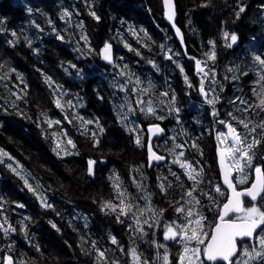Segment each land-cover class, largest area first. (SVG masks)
I'll use <instances>...</instances> for the list:
<instances>
[{"label": "trees", "instance_id": "trees-1", "mask_svg": "<svg viewBox=\"0 0 264 264\" xmlns=\"http://www.w3.org/2000/svg\"><path fill=\"white\" fill-rule=\"evenodd\" d=\"M13 1L14 5H21L11 14L8 13L10 7L14 6L10 3L11 0L0 1L1 15L22 22L21 43L15 44L8 34L0 33V161H2L0 169L4 176L0 181V225H2L0 264H4L8 257L14 258L16 264H114V262L134 264L131 256L133 248L136 249L141 260L147 261L148 264H165L163 260L165 254L169 258L167 264H173L177 255L176 246L174 248L168 246L163 238L164 223L158 222V219L170 220L172 214L169 210L170 203L174 202L176 208L185 205V201L192 199L186 193L194 189L193 197L200 203L191 208L194 212L199 211L205 216V222L214 215L213 226L228 196L227 190L220 181L217 166L215 136L219 134V128L213 127V123L216 122L212 119L213 112L206 108L215 110L217 112L215 116L220 121L223 120L222 113L228 114L231 110L232 115L237 114L240 119L251 120L253 123H258L264 118V112L256 107L259 98L253 93V89L261 93V86H264V81L260 80L264 70L253 59L257 54L264 56V43L261 44V39L264 37V16L261 15L264 0H176L178 21L184 28L186 41L189 40L190 53L193 55L190 61L189 79L192 85L189 90L190 99L201 107L192 109L188 118L185 117L186 111L182 105L185 103L175 90L179 78L184 79L187 74L184 72L185 74L179 76L177 71L170 67L173 58L179 55L174 44L175 38L168 37L172 45L171 51L166 52L167 47L159 43V48L162 50L159 58L154 62L146 61L145 69L139 67L140 47L152 48V44L155 45L157 41L152 32H159V42L166 39L165 35L163 38L160 37L163 33L161 28L153 30L144 27L157 23L166 24L162 0H78L74 1V5L65 3L64 10H71L70 14L74 13L71 21L68 24L65 22L66 29L61 27L62 22L58 26L57 23L52 22L45 25L46 31L55 30V33L48 36L50 40L45 44L42 43L41 47L29 42L31 35L24 27L27 23V15L32 13L24 11V4L27 2ZM28 1L36 2V0ZM253 1L259 3L257 7L261 14L256 10ZM38 2L40 4L38 7L33 8L30 4L26 6L34 9L36 13H45L48 6L42 0H37L36 3ZM205 3L208 4L207 7L202 6ZM241 4L246 6L245 11H248L249 15L244 16V12L239 19H236L235 12ZM49 11L51 14L52 11ZM93 12L99 17L98 20L91 15ZM251 12L253 14L250 15ZM43 18L45 20V16ZM244 18L250 19L252 23H249L254 27L247 32L240 30L241 45L239 51L235 53L232 48L227 47L230 43L228 40L231 34L237 32L234 28H237L238 22ZM67 27L70 38L68 42H74L83 54L77 59L80 66L76 67L81 71V77L74 84V90H78V96L83 99L80 110L89 114H85L88 117L93 115L108 130V132L104 130L97 139L92 133L94 132L92 126L82 124L74 114V110L68 108L67 98L62 100L61 105L65 106V111L56 106L58 95L63 96L66 84L63 86L65 87L63 91L56 93L50 88L52 87L49 83L50 78L60 85L67 81L53 73V70H56L60 63L68 66L69 63L76 62V59L68 60L69 57H76L65 45L53 41L61 37L62 33L64 37ZM224 32L229 33L227 38ZM209 41L215 42L214 62L208 61L205 55L213 50ZM106 44L111 45L113 55L118 58L112 59L111 63L102 60ZM196 60H200L203 65L207 61L210 76L203 86L214 95V104H209L207 101L202 103L203 97L199 91L201 78L197 75ZM148 67L151 68L150 72L155 70V78L151 80L156 90H159L162 96V91H168V95L164 97L165 106L169 112L174 113V119L183 120L181 125L175 127L177 131L175 138L181 147H177V144L170 147L172 162L166 161L169 157L166 154L163 161L155 163L157 175L150 172L151 179L158 183L159 188L161 184L165 186L163 191L161 188H152L159 190L155 198L166 201L165 207L161 208L158 205L154 209L134 207V216L131 214L120 216L118 221V212L102 210V205L106 201L119 204L120 191L125 193L126 202L135 206L140 203L139 199L145 195L142 192L144 187L139 184V178H136L132 172L135 163L140 162L143 167L141 160H145L146 156L142 146L136 148L130 138H126L119 130L112 109L114 100L109 92V84L114 76L124 80L122 84L128 90L129 97L132 99L133 96L135 100L134 115L140 114L137 108L139 98L143 94L138 90L137 97L136 92L132 95V90L134 84L138 89L144 88L142 82L149 78L145 75ZM100 71L104 72V77L98 84L99 93L96 79L100 77L98 74ZM23 72L28 73L27 76L24 77ZM43 72L51 75L45 78ZM251 73H253L252 77L247 76ZM244 77L247 81L252 80L249 91H247L248 85L244 87L246 80ZM234 78L236 82L233 87ZM137 79L140 84L135 83ZM223 84L228 86L227 99L223 97ZM149 86L145 87L149 88L148 94L153 91L152 86ZM231 87L238 91L237 97L244 94L242 98L247 102L246 104L235 102ZM169 88H171L170 92ZM250 95L253 97L252 101ZM162 99H157L152 105L155 115L147 114L149 116L148 120L145 118V124L148 121H162L158 118L162 117L161 113L157 114L160 112L157 104L162 108ZM248 105L252 107L245 112L244 109ZM84 106L86 110L83 109ZM142 108L146 109L147 105L144 103ZM67 121L66 129L73 144L75 140V147L68 143L63 126V122ZM235 126L241 132L244 131L242 126ZM219 127L224 129V124L219 123ZM76 129L80 130L77 134ZM54 133L63 136L62 149H68L65 153L60 151L52 139ZM96 141L99 143L97 144ZM181 152L184 155H194V157L190 156L188 164L184 163L191 167L182 168L175 162L184 161L179 155ZM256 155L257 159L254 163L264 164L262 158L264 143L259 147ZM89 160L96 161L93 177L89 176L87 171ZM152 170L156 171L154 168ZM146 171L148 173L147 166ZM190 171L196 175L199 183L188 178ZM253 174L254 172L249 170L247 183L238 184V187L249 186L253 181ZM25 181L34 191L29 190ZM116 184L119 185V189L114 187ZM217 185L221 187L224 195L215 191ZM134 194H137V197H134ZM45 203L51 207H45ZM251 203L250 199H246V207L251 206ZM256 203L264 205V200H258ZM176 208L173 213L175 217L179 216L182 222L184 215L177 213ZM138 209H143L142 214ZM161 209L163 212L160 211ZM236 216L238 215L231 217ZM145 221L148 223L146 224ZM141 228L143 231H140ZM113 237L117 240V244L112 243ZM254 243L255 241L246 239L241 241L240 245L242 247L244 244ZM99 252H104L103 258L99 256ZM252 264H260V262L253 261Z\"/></svg>", "mask_w": 264, "mask_h": 264}, {"label": "snow or ice", "instance_id": "snow-or-ice-1", "mask_svg": "<svg viewBox=\"0 0 264 264\" xmlns=\"http://www.w3.org/2000/svg\"><path fill=\"white\" fill-rule=\"evenodd\" d=\"M166 7L168 8L167 19L172 21L175 16V6L173 4V0H164ZM207 7L208 4L205 3L202 5ZM246 10V6L241 4L238 7V10L235 12L236 19H239L241 14ZM67 15V13H65ZM97 20L99 17L96 16L95 12L91 13ZM175 27V24H173ZM177 35H180V29H176ZM13 36L16 35L15 32L12 33ZM225 38L229 36L228 32H224ZM62 38V37H61ZM231 43L227 45V47L231 48L234 44L237 43L238 36L236 34H231ZM182 39V37H181ZM209 44L213 46V50L205 53L208 61L216 60V53L214 51L215 42L209 41ZM171 59V57H168ZM103 59L112 62V54H111V45L106 44L103 49ZM254 62L261 66V69L264 70V56L262 55H254ZM207 61L204 62V66H206ZM197 69L204 73V76L207 77L209 75L208 72H204V66H202V62L200 60H196ZM183 71V68H181ZM122 75L124 73H121ZM185 81L187 82L188 77L185 76ZM260 80L264 81V74L260 76ZM137 84L141 82L139 79L136 80ZM259 83V81L257 82ZM204 81L201 80V85L199 91L207 96V91L204 88ZM192 85L189 84V87ZM151 87V86H149ZM143 93H147L149 88L139 89ZM254 95H257L259 98V104L256 105L260 109L261 112H264V86H261V93H257L256 89H253ZM163 95H167L164 93ZM174 99V97H173ZM140 104H143L144 101L140 100ZM209 104H214L215 100H208ZM241 103H247L246 101H241ZM57 107H62L60 101H56ZM251 105H248L244 109L245 112L251 108ZM131 110V109H130ZM141 111H146L149 115H155V109L152 107L151 102H148V106L146 109L141 108ZM178 111V110H177ZM214 116L217 115L215 111L212 113ZM229 115H232L229 113ZM159 119H163V117H158ZM233 119L236 120V117L233 116ZM58 123V122H57ZM91 123V121H89ZM221 124H225L228 131L227 133H219L217 139L223 144L225 142L230 141L228 147L220 150V165L222 170L223 182L230 189V196L226 203L222 205V209L218 216V222L215 223L211 235L204 230V221L206 217L203 216L199 211L194 212L191 207L187 210L184 206H179L176 208V212L184 215L185 223L176 225H167L166 230L164 231L163 238L164 240L176 241L178 238L184 242L183 253L179 257V264H196V261H200V264H203L201 261V256L206 258L207 261L217 262L224 261L227 264H252L253 261H259L260 264H264V205H260L256 203L258 200H264V164L254 163L257 159V150L264 143V118H262L258 123H253L251 120L247 119H239L237 120V124L242 126L244 129L243 132L238 130L236 126H233L231 123H227L226 121H219ZM259 130V132H258ZM158 125H153L149 128V132L153 135L159 134L162 132ZM69 144H72L73 147L75 145L71 140H68ZM98 144L99 141H96ZM135 143L138 146H144L141 144V138L139 136L136 137ZM194 147H198L197 145H193ZM59 147V145H58ZM177 147H181L177 145ZM147 150L149 153L150 160H163L164 157L157 155L153 151V147L151 142L147 144ZM7 155V153H3ZM180 156H183L184 153H179ZM11 158V157H9ZM264 158V157H262ZM227 161V163H226ZM2 162V161H0ZM179 163L182 168L191 167L190 165H186L181 163L179 160L175 161ZM96 161L89 160L88 161V173L89 175H93V166ZM245 169H250L255 173V180L251 183L250 187L244 188L243 190H237L236 184L233 183V173L241 174V179L238 181L240 184L247 183V174L245 173ZM175 175V173H173ZM199 175V173H197ZM188 178L197 183L199 181L196 180V175L190 171L188 172ZM25 184L28 186L30 191H34L31 185ZM117 189H119V185H114ZM161 190L163 191L165 186L163 184L160 185ZM193 190H190L186 193L188 197H191L192 200L195 201V204H199L200 201L193 197ZM215 191L220 195H224L221 191V187L217 185L215 187ZM125 193L120 191L118 192L119 204H114L112 201H106L102 205V210L108 209L111 212H118L117 220L119 221L120 216H129L135 215L133 212V208L135 205L130 202H126L124 199ZM247 197L250 199L251 206H244L243 199ZM211 199V197H209ZM191 203V201H189ZM23 207V205H19ZM45 207H51V205L44 204ZM141 214L143 209H138ZM149 211H152L149 209ZM163 212V209L160 210ZM231 214H239L235 220L230 219ZM137 223L139 221L137 220ZM147 224L148 222L145 221ZM2 227V225H0ZM55 227V225H53ZM151 227V225H149ZM15 231V229H12ZM140 231H143L141 228ZM255 241L254 244L248 245L244 244L242 247L240 245L241 241L244 240ZM112 243L117 244V240L113 237ZM194 244V247H189V245ZM201 246H203L201 248ZM163 247V245H161ZM104 252H99V256L101 258L104 257ZM131 256L133 258L134 264H148L147 261H142L139 254L136 252V249L133 248L131 250ZM237 257H243V259H236ZM165 264H167L169 258L168 255L165 254L163 257ZM8 264H13L12 258H8ZM116 264V262H114Z\"/></svg>", "mask_w": 264, "mask_h": 264}, {"label": "rangeland", "instance_id": "rangeland-1", "mask_svg": "<svg viewBox=\"0 0 264 264\" xmlns=\"http://www.w3.org/2000/svg\"><path fill=\"white\" fill-rule=\"evenodd\" d=\"M1 1V0H0ZM23 2V0H19V3ZM257 3V2H256ZM259 4V3H258ZM258 4H255L257 7ZM34 9H32L31 7H25L24 11H31L32 13L28 14L27 15V23H26V32L28 34L31 35V37L29 38V42L30 43H36L39 47H41L42 43L45 44V42L49 41L50 39L48 38V36L50 35H54V31H46L44 26L45 25H48L50 24L51 22L54 24L56 21H59V22H62V28H65V22L68 24L69 21H71L72 17L74 15L73 14H70L71 12L67 11V12H63L61 14H59V12H57V15L55 13H51L49 14V9L46 10L45 13H36L33 11ZM257 11L259 10L258 7L256 9ZM69 12V13H68ZM259 12V11H258ZM65 13H68V17L65 19ZM260 13V12H259ZM262 13V14H261ZM261 15L264 16V7L261 11ZM253 14L252 12L250 13V15ZM246 15H249L248 11H245V14L244 16ZM45 16V20H44V17ZM0 17H1V20H0V33L1 34H8L9 37L12 38V42H14L15 44H19L21 43V33H20V27H22V22L21 20H17L15 18H10L6 15H1L0 14ZM8 19L10 20L8 22ZM65 20V21H64ZM243 20V19H242ZM240 20L238 22L239 26L238 28H240V30H242V32H247L249 30H252V27H254L253 25L249 24V22L252 23V21L250 19H245L242 21ZM255 25H257V23H255ZM66 29V28H65ZM15 32L16 35L13 36L12 33ZM234 34H236L238 36V43L235 44L234 46H232V50L237 53L239 51V47L241 45V43L239 44V41L242 40L240 34L238 32H234ZM39 35H47V36H39ZM39 36V37H37ZM62 37V38H61ZM61 37H58V39H53V41H56L59 45H65L69 51H71L73 53V56L75 55L76 58H73V57H69L68 60H73L75 61L76 59V62H71L69 63V65H64L62 63H60L58 65V68L56 70H53L54 72L53 73H56L57 76L59 77H62V78H65L67 79L66 82H64L63 84H58V83H55L51 78L49 79V83L53 89V91L56 93V92H59V91H63L65 87H63L65 84H66V90L62 96V94H59L58 95V99L62 105V100L67 98V102H68V108H70L71 110H74V114L77 116V118L82 122V124H84L85 126H88V125H91L94 132H92L94 134V136L97 138H99V135L105 130L106 132H108V130L106 129V127L104 125H101L98 120L93 116V115H90V117L86 116V115H89L85 112H82L80 109L82 107V103H83V99H81L78 95V90H74V83L75 81L73 82V78L76 79L77 81L80 80V73L81 71L78 70V66L79 63L77 62V59L78 58H81V56L83 55L82 52L77 48V45L74 44V42H68L70 41V38H68V27H67V30H66V34L65 36L63 37V33H62V36ZM4 39V38H3ZM228 42L231 43V38H229ZM264 43V37H262L261 39V44ZM245 44V43H244ZM243 49V48H242ZM237 56V55H236ZM128 64H125V66H127ZM202 66H204L202 64ZM48 70H51V69H48ZM204 72H208L209 73V70L207 68V65L204 66ZM23 76H27L28 73L26 72H23ZM100 75L99 78L96 79V82H97V85L96 87L98 88V91L100 93V90H99V87H98V84L101 83V80L102 78L104 77V72L100 71L98 73ZM51 75L50 73H46V72H43V76L46 78L47 76ZM197 75L201 78V80L205 81L208 79V77L210 75H208L207 77L204 76V73L199 71L197 72ZM196 75V77H197ZM236 75V74H235ZM247 76H250L252 77L253 76V73L247 75ZM236 79H237V76H235ZM133 80H135V78L133 77ZM124 80H120L119 76H114L111 80H110V88H109V92L110 94H112V100H114L113 102V111H114V115L116 116V124H118L120 127H124L126 126L127 128L130 126V124L134 123L135 121H137L139 118H140V114L137 113L136 115H134V105H133V102L135 101L133 99V96H132V99L129 97L128 95V90L126 89V87L122 84ZM235 78H234V81L232 83V86L234 87L235 86ZM251 81H245L244 82V87H246L248 85V89L247 91H249V89L251 88ZM136 83V82H135ZM151 85L152 88H155L153 85H152V81L150 78L146 79L145 82H142V87H147ZM201 85V84H200ZM233 87H231V93H233V96H234V99H235V102H241L243 101V98H244V94L241 96V97H237L238 96V91L233 89ZM227 84H223V90H224V94H223V97L224 98H228L229 95H227ZM94 89V88H93ZM74 90V91H73ZM95 90V89H94ZM138 86L136 84H134V88L132 90V95L134 94V92H136L135 95H137V97L139 96L138 95ZM206 90V89H205ZM207 91V96H204L202 93V103H205V101L208 102V100H213L214 98V95L211 94V92H209L208 90ZM74 93V94H73ZM129 93H131L129 91ZM162 93L164 94V91H162ZM250 93V92H249ZM156 95H157V99L159 98H164L166 97L167 95H161L159 93V90L156 91ZM190 95V94H189ZM71 96H74V97H71ZM248 96V95H247ZM243 97V98H242ZM251 97V101L253 100V97L252 95H250ZM181 98V97H180ZM141 100V96L139 98V101ZM182 100V99H181ZM183 103V102H182ZM185 105H183V109L186 108V114H185V117L188 118L189 115H190V112L192 111V109L194 108H201L199 104H196V103H193L192 100L190 99V96L188 97V102L185 100ZM160 108V112H158L157 114H160L161 113V105L160 104H157ZM62 109V111H65L66 108L65 106H62L60 107ZM85 108L86 110V106L83 107V109ZM131 109V110H130ZM206 110L208 111H215V110H211L209 109L208 107L206 108ZM218 111L220 110V108L217 109ZM216 112V111H215ZM232 112V110H231ZM230 111L228 112V114L226 112L222 113V119L224 121H226L227 123H231L233 124V126L235 125H238L237 124V120H238V115H229V113H231ZM43 113V112H42ZM66 113H68V111H66ZM217 113V112H216ZM86 114V115H85ZM67 116V115H66ZM233 116L236 117V120L233 119ZM83 119H81V118ZM67 118H69V116H67ZM51 119H56L54 117H51ZM150 119V118H149ZM212 119L216 121L217 125L214 126V128H219V131L218 133H227L228 129L226 127V125L224 124V129H221L219 127V121L220 119L217 117V116H212ZM240 119V118H239ZM231 120H234V122H231ZM89 121H91V123H89ZM68 125V121L67 122H63V126H64V129L66 130V133H67V137H68V140H72V138L69 136L66 128ZM179 126V125H178ZM76 134L77 132H79L80 130L79 129H76ZM177 134V131L174 129L173 133H172V136H173V143L172 145L174 144H177V145H180L179 141L175 138V135ZM217 136L218 134H216L215 136V141L217 143V146H221L222 148H226L228 147V144L230 143V141L228 142H225V143H220L218 142V139H217ZM52 139L56 142L57 145H59V149L62 153H65L68 149H62V141H63V136L60 135V134H56L54 133V136L52 137ZM73 141V140H72ZM77 141H81V140H77ZM74 144H75V140H74ZM221 144V145H220ZM137 145V144H136ZM138 146V145H137ZM136 146V147H137ZM182 149V148H181ZM69 150H73L74 149H69ZM192 157H194L193 154H191ZM191 155H188L186 157L182 158L184 159V161L182 163H189L190 162V156ZM142 161V160H141ZM134 165H136L135 167H133V174L135 175L136 178H139L138 179V182L139 184L144 187V189L142 190L143 193H145V195H142V197L139 199V204L136 205V207H140V208H155L157 205L161 208H164L165 207V204H166V201H161L156 199L155 198V195L158 196V189H152L151 186H149L150 184L148 183V185H145L144 183V180H143V176H144V171H143V167L141 166V163L138 162V163H135ZM187 168V167H186ZM249 170L250 169H245V172L246 174L249 173ZM87 171H88V168H87ZM132 175V174H131ZM130 175V177H131ZM239 175V176H238ZM238 176V177H237ZM237 177V178H236ZM235 178L237 179V183L238 181L241 179V174H237L235 173ZM143 184V185H142ZM239 185H242L240 183H238ZM159 188V187H158ZM160 189V188H159ZM134 197H137V194H134L133 195ZM152 200L154 201V203H152ZM157 200L159 203H157ZM189 201H191V203H189ZM185 205H183L185 207V209L187 210L189 207H194L195 206V202L194 200L192 199H189L187 201L184 202ZM135 205V204H134ZM175 203L172 202L170 203L169 205V210L170 212L172 213L170 215V220L169 221H165V219H158V222H162L163 221V231L166 230V226L167 225H173L174 227L176 225H179V224H183L185 223V220L183 219L182 222L181 221V218L179 216L175 217V213H173V211H175ZM165 214V213H164ZM212 214V213H211ZM214 215H211V218H207L208 221H204V230L206 232L209 233L210 235V232L211 230L213 229L214 225L212 226V222L214 221L213 219ZM236 217H234L233 219H236ZM210 231V232H209ZM164 234V232H163ZM167 241V244L168 246H170L171 248H174L176 246V258L174 259V263L173 264H179V257L180 255L183 253V248H184V242L182 240H179V238L176 240V241H171V240H166ZM195 245L192 244V245H189V247H194ZM203 246H201L202 248ZM243 257H238L236 259H242ZM201 261H203V264H206L205 263V259L203 256H201ZM196 264H200V261H196Z\"/></svg>", "mask_w": 264, "mask_h": 264}, {"label": "flooded vegetation", "instance_id": "flooded-vegetation-1", "mask_svg": "<svg viewBox=\"0 0 264 264\" xmlns=\"http://www.w3.org/2000/svg\"><path fill=\"white\" fill-rule=\"evenodd\" d=\"M27 2V4H24L25 7L26 5L30 4L33 8L35 7H38L40 6L39 2H30L28 0H25ZM43 2H45V4L48 6L46 9H49L52 11V13H55L57 15V12H59V14L61 13V11L63 12H67V11H71V10H64L65 9V3L66 5H74V1H78V0H42ZM256 1V0H255ZM255 1H253L255 3ZM12 5H14V1L11 0L10 2ZM255 4H258L255 3ZM21 5V4H16L11 8V10L8 12V13H13L17 8L18 6ZM256 6V5H255ZM149 10L151 11V9L149 8ZM35 12V11H34ZM58 16V15H57ZM55 23H57V26L60 25L59 21H56ZM177 23L180 25L179 21H178V16H177ZM251 24V23H249ZM252 25V24H251ZM26 28V26H24ZM145 28H148V29H159L161 28L163 30V33L160 34V37L163 38V36L165 35L166 36V39H163L162 41L159 42L158 38H159V32H152V35L154 38L157 39V41L155 42V45L152 44V48L150 47H147V46H143V47H140L139 49V55H138V62H139V67L140 69H145L146 66L144 65V63L146 61H151V62H154L155 60H157L159 58V55L162 53V50L161 48H159V43H162L163 47L166 46V52H169L171 51V43L168 39L169 36H172L175 38V41H174V44L177 48V51L179 52V55L178 56H174L175 58H173V61L171 63V66L172 69L174 71H177V74L179 76H181V74H185L184 72H186V76L188 77V80L187 82L185 81V79H180L179 78V81H177L176 85H175V90L176 92L178 93L177 95L179 97H181V99L184 101L185 103V100L188 102V97L190 96L189 95V90H190V87H189V84H190V79H189V76H190V70H191V66H190V61L192 59V54L190 53V48H189V40L187 39L186 41V34L184 33V36H185V45H186V48H182L180 42L176 39V35H175V32L167 25H160V24H151V25H144ZM181 27V26H180ZM183 32L184 31V28L181 27ZM256 28H257V25H256ZM146 29V30H148ZM235 30H237V32L239 33L240 32V28H234ZM49 30V29H48ZM42 36H46V35H41ZM188 42V43H187ZM7 45H8V42H6ZM241 43V41H239V44ZM53 46H56V45H53ZM111 54H112V59L116 60L118 58H116L114 55H113V51H112V48H111ZM170 56L172 57V55L170 54ZM104 60V59H102ZM148 66V64H147ZM181 68H183V71H181ZM197 69V68H196ZM151 68L148 67L147 70H146V76H149L150 79L154 80L155 78V73L153 70L152 72H150ZM185 70V71H184ZM198 70V69H197ZM196 74V72H195ZM143 75V74H141ZM241 78V77H240ZM246 78V77H244ZM151 80V81H152ZM75 83H77V80L74 79ZM247 81V78L246 80ZM196 89H198V86H196ZM171 88H169V92H170ZM156 88H153V91L151 93L148 94L147 93H143L141 91V93L143 94L141 96V100L144 101L145 105L148 106V102L150 101L151 102V105H154L157 101V95H156ZM243 92V91H241ZM164 93H167L168 95V91H164ZM149 95V96H148ZM162 110H161V116L163 117L162 121L158 122V121H153V122H149L147 124L144 123L145 121V118H147L149 115H147L146 112H143L141 111L140 109L142 108V106L144 105L143 104H140L139 103V106L137 108V111L140 112V118L135 121L133 124L131 123L130 126L127 128L126 126L124 127H120L118 126L119 130L122 132V134L126 137V138H130V140L133 142L134 146L136 147L137 145H135V139L137 136H139L141 138V143H145V144H142L144 146L143 149H144V154L146 156V159L143 160L142 159V163H143V171H144V176H143V180H144V183L145 185H148V183H150V186L151 188H158V183L154 182V180L151 179L150 177V172L152 174H154L155 176L157 175V169L155 167V163L154 164H150L149 162V156H148V150H147V143H148V128L150 125L152 124H159L161 125L163 128H164V133L161 135V136H156L154 141H153V146H154V149L155 151L158 152V154L164 158H166V154L169 155V157L166 159V161H169V162H172V156H171V149L170 147H173L174 145H172L173 143V136H172V133L175 129L176 126L178 125H181L182 121L183 120H180V119H174V113L173 112H169L168 108L165 106V99L163 98L162 100ZM186 104V103H185ZM136 111V112H137ZM186 111V108L185 110ZM148 120V118H147ZM217 123L214 122L213 123V127L216 126ZM136 148H139V146H137ZM217 150V148H216ZM216 155H217V152H216ZM188 156L187 154L184 155V157ZM183 157V158H184ZM182 158V157H181ZM160 161H163V160H159L158 162ZM156 162V163H158ZM165 163V162H164ZM146 166H147V169H148V173L146 171ZM155 169L156 171L152 170V169ZM152 170V171H151ZM254 175V174H253ZM157 203L158 200H157ZM217 222V221H216ZM206 264H211L207 261H205ZM214 264H224L223 262H215Z\"/></svg>", "mask_w": 264, "mask_h": 264}, {"label": "water", "instance_id": "water-1", "mask_svg": "<svg viewBox=\"0 0 264 264\" xmlns=\"http://www.w3.org/2000/svg\"><path fill=\"white\" fill-rule=\"evenodd\" d=\"M173 4H174V6H175V16H174V19L172 20V21H169L168 19H167V12H168V8L166 7V5H165V3H164V0H162V5H163V10H164V21L166 22V24L175 32V35H176V39L180 42V44H181V46H182V48H186V45H185V36H184V32H183V30H182V28L180 27V25L177 23V16H178V8H177V2H176V0H173ZM173 24H175V27H173ZM177 28H179L180 29V35H177V32H176V29ZM181 37H182V39H181ZM237 43H238V41H237ZM236 43V44H237ZM235 45V44H234ZM233 45V46H234ZM153 125H158V124H153ZM153 125H151V126H149V128H151ZM161 129H163V131L162 132H160L159 134H156V135H153L152 133H150L149 132V128H148V143L149 142H151V145H152V147H153V151L158 155V153L155 151V149H154V146H153V141H154V139H155V137L156 136H159V135H162L163 134V132H164V128L161 126V125H158ZM147 143V144H148ZM222 149H224V148H222L221 146H218L217 147V150H216V152H217V166H218V172H219V176H220V181H221V183H222V185L224 186V188L227 190V192H228V197L230 196V189H228L227 188V186L224 184V182H223V176H222V170H221V165H220V155H219V153H220V150H222ZM148 156H149V153H148ZM149 161H150V163L152 164L155 160H150L149 159ZM226 163H227V161H226ZM95 165H96V163H95ZM95 165L93 166V171H94V173H95ZM89 174V173H88ZM94 175V174H93ZM93 175H89V176H92L93 177ZM233 176H234V179H233V183L234 184H236V187H237V190H243L244 188H247V187H250L251 186V184L249 185V186H247V187H244V188H239L238 187V184L236 183V180H235V173H233ZM3 178V175H2V173H1V171H0V179H2ZM255 180V173H254V177H253V181ZM252 181V182H253ZM228 197H227V200H228ZM243 199V202H244V206H246V199H249V198H247V197H244V198H242ZM227 200L225 201V203L227 202ZM221 209H222V207H221ZM221 211V210H220ZM231 215H233V214H231ZM230 215V216H231ZM237 215H239V214H237ZM230 218V217H229ZM231 219V218H230ZM233 220H235V219H233ZM217 222H218V219H217ZM216 222V223H217ZM213 230V229H212ZM12 258V257H11ZM205 260H206V258H205ZM12 261H13V264H15V261H14V258H12ZM207 261V260H206ZM207 262H209V263H211V264H214L215 262H212V261H207ZM217 262H223L224 264H227V262H224V261H217ZM4 264H8V258L5 260V263Z\"/></svg>", "mask_w": 264, "mask_h": 264}]
</instances>
